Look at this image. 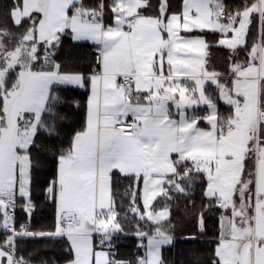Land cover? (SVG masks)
Returning a JSON list of instances; mask_svg holds the SVG:
<instances>
[{"label": "crops", "instance_id": "crops-1", "mask_svg": "<svg viewBox=\"0 0 264 264\" xmlns=\"http://www.w3.org/2000/svg\"><path fill=\"white\" fill-rule=\"evenodd\" d=\"M80 1L47 0L37 26L41 40L47 41L70 28L75 40L94 42L101 53V72L90 76L86 127L75 136L71 152L61 156L58 177L50 187L60 212L73 220L58 233H82V213L89 210L98 215L101 209H111L114 170L142 176L143 199L147 192L158 196L164 193L167 181H172L168 177L177 171L178 161L188 160L195 170L204 173L208 177L207 188H211L213 181L206 172L211 159L230 169L236 164L239 180L230 195L235 204L239 203L240 189L248 178L246 159L251 157L246 148L247 132L261 110L264 74L262 67L257 70L238 65L236 75L226 79L227 90L221 89L223 102L233 108L228 125L206 122L208 112L200 118L206 124L194 123L193 116L186 113V110L191 112L190 106L200 107L192 99L196 94L194 87L224 82L207 67L206 37L192 32L219 31L222 34L219 44L230 48L245 45L248 32L233 40L236 30L228 23L242 11L252 9L259 0L236 11L233 18L221 16L222 9L228 7L226 0H184L182 11L166 18L141 15L139 10L144 0H112L115 19L110 26L104 23L102 14H95L97 20L90 19L94 14L84 8L70 14V7ZM131 19L133 26L127 28ZM51 67L52 70L40 71L34 77L25 112L42 114L54 85V74H78L60 72L57 63ZM247 68L249 71H245ZM130 74L136 77L134 93H127L121 86V78ZM184 86H189L185 94ZM127 119L136 123L134 134H124L116 128V123ZM229 125L233 127L228 128ZM14 152H20V148ZM219 173H223L219 178L222 179L225 174ZM7 193L17 195V190ZM2 194L5 193L0 192V227L9 228L14 217ZM218 199L222 206L223 200ZM227 239L221 236L217 248L220 264L234 260ZM173 242L174 237L169 235L149 236L148 264H162V249Z\"/></svg>", "mask_w": 264, "mask_h": 264}, {"label": "trees", "instance_id": "trees-1", "mask_svg": "<svg viewBox=\"0 0 264 264\" xmlns=\"http://www.w3.org/2000/svg\"><path fill=\"white\" fill-rule=\"evenodd\" d=\"M253 1L226 0V5L237 11ZM24 2L0 0V28L11 34V41H18L32 26L37 29L41 19L38 11L35 21L24 16L17 22L14 10L23 7ZM183 3L184 0H144L139 13L166 18L171 13L181 12ZM77 8L102 14L107 26L114 24L112 0H82L70 7L69 13H74ZM192 33L206 37L207 67L226 82L236 75L238 65L243 67L250 62L258 26H250L246 44L237 48L219 44L222 36L219 31ZM54 38L46 50L38 51L34 68L52 70L51 66L57 63L60 72L81 74L84 82L82 86H51L34 141L28 149L31 161L30 204L25 198L18 197L14 227H0V247L9 245L14 250L15 259L19 263L25 261V264H66L74 257L69 238L58 233L62 230L61 212L50 187L58 177L61 156L71 152L75 136L86 127L90 76L101 65L99 46L94 42L75 40L70 28ZM215 87V83H207L206 92L218 104V122L226 127L233 116V108L221 101ZM190 111L207 112V106ZM200 124L206 123L201 120ZM250 164H253L252 157L246 159V169ZM177 167V171L168 178L180 183L182 190H178L174 183H166L168 194L158 196L152 205L155 211L161 208L170 211V216L160 222L142 216V176L118 170L111 173L114 209L121 229L109 238L108 264H142L143 259H147L149 236L162 234L174 237L173 244L162 249V264H220L217 248L222 236L220 221L224 209L217 197L207 195L208 177L204 173L193 170L188 160L178 161ZM133 207H137L140 214L133 213ZM15 231L20 233L13 241Z\"/></svg>", "mask_w": 264, "mask_h": 264}, {"label": "rangeland", "instance_id": "rangeland-1", "mask_svg": "<svg viewBox=\"0 0 264 264\" xmlns=\"http://www.w3.org/2000/svg\"><path fill=\"white\" fill-rule=\"evenodd\" d=\"M46 6L47 0H25L23 7L14 10V19L20 22L24 16H29L32 17V21H35L36 13L41 12L42 18ZM241 13L234 21L228 23L236 30V35L232 39L238 40L245 36L251 25L258 26V33L250 51V62L247 65L250 69L255 67L257 70L262 67L264 74V0L255 2L252 9ZM92 17L93 20H97L95 14ZM38 34L39 30L32 26L25 35L17 39L18 41H11L9 40V38L12 39L11 34L0 28V105L2 106V113L0 112V192L8 194V191L16 189L18 197L25 198L28 204H30L31 182V161L28 149L34 141L41 114H30L25 112L24 108L34 77L38 72L44 71L34 68L38 51L46 50V46L54 38L47 41L41 40ZM47 55L50 53L47 52ZM82 79L81 74L67 76V74L58 73L53 75V83L60 85L82 86ZM215 85L218 89L217 94L223 101L221 89L227 90V84L218 82ZM188 87L182 88L184 94ZM194 88L193 92L196 94L192 95V99L195 106L203 108L208 105L205 121L216 124L218 104L207 94L206 87L198 85ZM260 92L263 94L261 110L259 115L256 114L253 119L251 131L247 132L246 148L251 152L253 164L252 166L250 164L245 171L248 178L240 189L239 203L235 204L232 201L233 196L230 195L234 193V187L239 180L237 165L234 164L230 169V166L211 159L206 167L207 175L213 179L211 188L208 186L206 192L209 196L221 197L224 203L222 206L229 209H224L221 215V235L225 239L226 237L231 238L227 239L228 248L234 255V260L228 264H264V84ZM184 98L186 99L182 95V99ZM190 107L193 110L194 106ZM186 113L193 116L194 123L200 122V118L206 114L203 111L193 115L187 110ZM17 147L20 148V152L15 154ZM226 167L229 169L224 171ZM219 171L225 174L222 179L219 178L223 173L220 174ZM185 174L188 175V170ZM167 182L174 183L178 190H182L180 183L174 180ZM161 194L167 195V189L165 188L164 193ZM157 196L147 192L142 199L144 207L142 216L154 222L163 221L170 216L168 208H161L157 211L153 209L152 204ZM132 212L140 214L137 207H133ZM81 216L82 226H84L81 229L82 233L66 234L74 254V257L66 264H108L110 252L107 246L111 237L109 233L115 234L121 229L117 222L114 203L111 209L106 211L101 209L98 215L88 210ZM10 218L7 216V219L12 221ZM15 237V235L12 237L13 241ZM0 264H20L15 259L14 250H11L9 245L5 248L0 247ZM142 264H148V259H143Z\"/></svg>", "mask_w": 264, "mask_h": 264}, {"label": "built area", "instance_id": "built-area-1", "mask_svg": "<svg viewBox=\"0 0 264 264\" xmlns=\"http://www.w3.org/2000/svg\"><path fill=\"white\" fill-rule=\"evenodd\" d=\"M236 11L231 8H224L221 11V16L224 18H233L236 16ZM91 19V18H90ZM133 26V19L129 20L127 24V28H131ZM100 68L94 69L92 71V74H98L100 73ZM121 86L124 91L127 93H134L136 91V77L133 74L130 75H124L121 78ZM200 118V116H199ZM233 125H229L228 128H232ZM116 128L122 130L124 134H134L136 130V123L132 119H127L121 122L116 123ZM2 199H4V202L8 205L10 214L14 217L15 216V208L18 203V197L15 193L10 194H2ZM60 223L62 225V228L68 227L70 224L73 223V220L67 215L65 212L60 214ZM14 224L9 227L13 228ZM20 232L15 231L14 235H18ZM20 264H25V261H21Z\"/></svg>", "mask_w": 264, "mask_h": 264}, {"label": "water", "instance_id": "water-1", "mask_svg": "<svg viewBox=\"0 0 264 264\" xmlns=\"http://www.w3.org/2000/svg\"><path fill=\"white\" fill-rule=\"evenodd\" d=\"M55 39H56V38H53V39H51V40H50V42H49V44H51V43H52V41H53V40H55Z\"/></svg>", "mask_w": 264, "mask_h": 264}]
</instances>
